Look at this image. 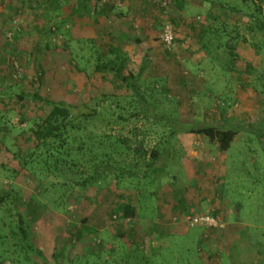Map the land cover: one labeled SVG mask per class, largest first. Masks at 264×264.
<instances>
[{"label": "rangeland", "instance_id": "1", "mask_svg": "<svg viewBox=\"0 0 264 264\" xmlns=\"http://www.w3.org/2000/svg\"><path fill=\"white\" fill-rule=\"evenodd\" d=\"M114 1L120 4L117 10H126L110 21L95 17L90 0H0V198H15L13 213L25 228V241L19 243L16 223L0 207V264H264V69L258 70L263 80L254 76L245 81L231 67L226 37L208 45L202 28L212 16L211 0H189L181 24H173L174 51L160 41L164 19L157 7L145 0ZM214 1L235 9L230 26H238V40H247L237 43L235 54L243 63L255 62L252 45L260 33L243 27L241 12L264 15V0ZM97 36L128 52L127 71L133 73L140 47L148 50L147 83H160L164 97L159 102L179 121L163 147L170 157L159 163L162 186L154 190L158 209L151 213V199L144 197L145 218L133 223L114 220L117 191L112 182L64 198L60 189L42 187L22 171L13 157L26 144L28 125L21 113L30 117L41 109L28 98L38 91L37 64L47 74L41 95L50 87L53 99L71 102L101 90L81 71L85 67L89 72L83 42ZM66 45L77 53L79 69L50 57L48 48ZM221 121L248 126L223 155L206 137L187 133ZM208 161L222 164L219 173H202ZM205 212L218 217L224 228L217 232L172 224L176 216ZM228 221L239 228L227 232ZM157 227L170 228L169 234L161 236Z\"/></svg>", "mask_w": 264, "mask_h": 264}, {"label": "trees", "instance_id": "2", "mask_svg": "<svg viewBox=\"0 0 264 264\" xmlns=\"http://www.w3.org/2000/svg\"><path fill=\"white\" fill-rule=\"evenodd\" d=\"M214 2L211 0V3ZM169 3L171 21L177 26L181 24L180 17L189 0H169ZM219 3L221 8L235 12L228 4ZM107 5H95V17H107L110 11ZM250 12L241 13H244L245 19L243 27L253 33H260L259 41L251 44L255 48L252 49L257 58L255 62L243 63L235 54L239 41L247 44L244 38L238 40V26L233 29L231 27L234 25L217 21L210 15V18L204 19L202 29L208 45L213 38L217 41L220 35L227 38L225 49L236 74L243 76L245 81L254 76L261 81L263 75L258 70L264 69V15L261 11L257 15ZM211 21L221 27L214 26ZM83 44L88 52L86 65L89 72L85 67L81 71L88 80L99 84L101 90L94 87L95 95H80L71 102L53 99L50 87L41 95L39 91L44 88L47 74L37 64L35 78L38 91L28 95V98L41 109L31 118L27 111H21V118L28 125L25 130L26 144L19 146L13 157L22 171L28 172L42 187L53 186L58 192L60 189L64 198L66 193L73 195L75 191L102 189L112 182L117 191L112 209L114 217L123 222L126 219L129 222L144 220L142 211L148 203L144 197L151 199V213L158 209L154 190L162 186L159 181L161 176L157 175L162 170L159 163L170 157L163 147L171 139L175 124L179 121L162 108L158 98L164 97L160 83H147L145 71L151 62L147 49L140 47L141 60L137 72L133 73L127 71L130 62L128 52L116 43L107 41L105 36L85 40ZM48 52L55 62L74 63L73 67L80 68L75 63L78 55L73 54L69 46L48 48ZM261 54L263 57H260ZM109 84L112 87L110 90L107 88ZM23 99V95L18 96L19 104L25 107ZM241 124L221 121L187 133L206 137L216 144L220 153L225 154L239 130L248 127ZM9 200L0 198V207L16 223L20 243L25 241L23 220L20 215L13 213L15 198ZM158 222L157 218L155 224ZM11 234L16 235L12 231ZM214 235L215 232H212L211 238Z\"/></svg>", "mask_w": 264, "mask_h": 264}, {"label": "built area", "instance_id": "3", "mask_svg": "<svg viewBox=\"0 0 264 264\" xmlns=\"http://www.w3.org/2000/svg\"><path fill=\"white\" fill-rule=\"evenodd\" d=\"M147 3L154 5L159 9L161 12L163 23L162 29L160 34V41L162 45L168 51H174L176 49V32L174 25L170 18V3L169 0H145ZM118 218L114 217V220ZM123 222L122 219H119ZM130 220L126 219L124 222L128 223ZM172 224L175 225H183L187 228H196V227H203L207 230H221L224 228L221 220L216 217L212 216L210 212L200 213V214H189L186 216H182L180 218L172 219Z\"/></svg>", "mask_w": 264, "mask_h": 264}, {"label": "crops", "instance_id": "4", "mask_svg": "<svg viewBox=\"0 0 264 264\" xmlns=\"http://www.w3.org/2000/svg\"><path fill=\"white\" fill-rule=\"evenodd\" d=\"M126 3L127 1L126 0H124L123 1V3ZM209 2L210 1H208V4H209ZM97 3H101V5L103 4L104 5V3L105 4H108L107 5V9L108 10H110L109 11V13L107 14V17H105V18H103V17H101V18H103V19H107V20H110L111 21V19H118L119 20V18L121 17V14H123V10L125 9L126 10V8H124V7H121V10L119 11V10H117V7H120V4L118 3V2H115L114 0H101L100 2H99V0H90V6L91 7H95V5H98ZM129 5V7H131V5L130 4H128ZM188 5V4H187ZM212 5H213V9H212V11H211V13H212V18L213 19H215V20H217V21H224V22H227L228 24H230V22L232 21V20H234V14L233 13H230L231 11H229V10H225V9H223V8H221L220 7V3L219 2H214V3H212ZM125 7H126V5H125ZM186 8H187V6H186ZM186 8H185V10H186ZM215 8H217V9H220V10H222V11H216L215 10ZM123 9V10H122ZM132 9V8H131ZM130 8H128L127 9V11L129 12L130 10H131ZM184 10V11H185ZM132 11V10H131ZM130 11V12H131ZM184 11H183V13L181 14V17L180 18H183V14H184ZM226 14V15H225ZM183 22V21H182ZM234 22H235V20H234ZM182 47H185V45H183ZM224 70V69H223ZM202 79H204L203 77H202ZM209 83H210V81H209ZM222 118H223V116H222ZM222 118H220V119H222ZM217 152H219L218 150H217ZM220 153V152H219ZM221 155H223L222 153H220ZM204 158L205 159H207V157H205L204 156ZM222 164L221 163H219V165H214L213 163H210L209 161L207 162V163H205V166L203 167V170H202V173L204 174V175H208L210 172L212 173V171H217L218 173H219V171L221 170V166ZM208 173V174H207ZM204 175H202V176H204ZM204 179H205V177H204ZM181 205V204H180ZM224 214V213H223ZM227 214H228V216H227ZM229 214L230 213H225V216L226 217H229ZM233 226V227H232ZM227 232L229 231V228L230 227H232V228H230L231 229V232H235L236 231V229H238V228H236V226H235V224L233 225L232 223H230L229 221H228V224H227ZM169 229L170 228H165V229H163V228H160V227H157V230H156V232L158 233V234H162L161 236H164V237H166L168 234H169ZM161 236H159V237H161ZM230 264H232V263H230Z\"/></svg>", "mask_w": 264, "mask_h": 264}]
</instances>
